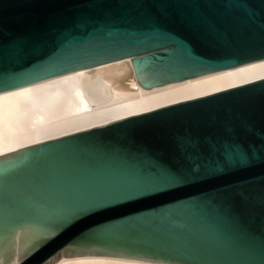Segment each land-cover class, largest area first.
Instances as JSON below:
<instances>
[{"label": "water", "instance_id": "water-1", "mask_svg": "<svg viewBox=\"0 0 264 264\" xmlns=\"http://www.w3.org/2000/svg\"><path fill=\"white\" fill-rule=\"evenodd\" d=\"M264 59V0H0V92L83 68L125 94ZM264 264V79L0 157V264Z\"/></svg>", "mask_w": 264, "mask_h": 264}, {"label": "bare ground", "instance_id": "bare-ground-1", "mask_svg": "<svg viewBox=\"0 0 264 264\" xmlns=\"http://www.w3.org/2000/svg\"><path fill=\"white\" fill-rule=\"evenodd\" d=\"M99 71L80 69L0 92V157L172 105L264 79V59L136 91L110 100L98 90ZM55 264H158L116 257L62 256Z\"/></svg>", "mask_w": 264, "mask_h": 264}, {"label": "rangeland", "instance_id": "rangeland-1", "mask_svg": "<svg viewBox=\"0 0 264 264\" xmlns=\"http://www.w3.org/2000/svg\"><path fill=\"white\" fill-rule=\"evenodd\" d=\"M64 256V250H61V257Z\"/></svg>", "mask_w": 264, "mask_h": 264}]
</instances>
